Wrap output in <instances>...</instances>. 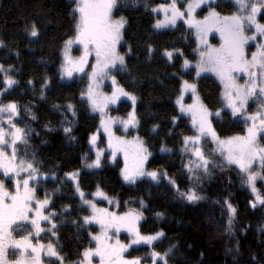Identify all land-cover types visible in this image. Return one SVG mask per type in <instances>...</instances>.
Instances as JSON below:
<instances>
[{"label": "trees", "instance_id": "16d2710c", "mask_svg": "<svg viewBox=\"0 0 264 264\" xmlns=\"http://www.w3.org/2000/svg\"><path fill=\"white\" fill-rule=\"evenodd\" d=\"M161 2L164 0H138L133 6L131 0L127 5L124 0H119L120 10H114L113 14L128 21L120 48L126 54L125 61L131 75L127 72L114 73L122 88L137 97L135 112L139 124L136 131L152 153L146 170L166 171L181 190H186L190 182L182 164L187 163L189 157L183 155L180 148L182 138L193 135L194 131L189 118L180 114L175 104L182 80L196 82L200 98L210 111L222 110L220 117H211L212 125L220 136L242 134L245 123L224 107L222 87L214 76L201 74L196 77L193 66L181 70L184 59L191 64L198 61L196 34L182 21L177 22L174 28L154 29L156 14L151 9ZM214 4L216 7L223 4L221 12L225 13L233 7L230 1L218 0ZM74 7V0H0V40L6 45L0 47V64L5 68L12 65L17 71L11 75L20 81V85L1 100H15L21 106L23 118L18 124L33 130L29 136L27 156L24 155V145H20L18 150L24 159H31L35 153L40 174L45 176L38 177L36 181L37 195L43 199L46 194L51 197L45 212L55 214L44 223V231L40 235L30 237L33 240L38 238L42 244H56L65 257V264H74L82 258L80 254L86 248L95 246L92 237L99 233L98 227L91 223L78 230L72 223L75 220L82 224V217L90 215V210L86 207L82 209L79 197L74 196L71 182L60 184L51 178L53 173L63 178L64 173L80 170V187L86 193V199L99 185L107 197L117 200L119 213L131 208L143 213L144 218L138 226L141 234H154L161 230L166 234V238L152 245L133 246L128 250V257L144 258L153 250L163 253L176 245L169 255V264H264V206L251 207L249 201L254 199L253 194L241 185L235 166L213 169V176L203 181L202 194L207 199L197 205L178 199L177 193L164 178L159 185L146 177L136 184L125 183L120 175V156L114 162L110 161L108 151L104 153L101 169L85 167L86 161L82 159L85 154L95 158L89 146V137L99 129L100 117L87 103L81 102V92L88 85L86 74L66 82L58 71L64 41L74 34ZM262 17L261 13V20ZM32 23L39 30L38 37H30L24 30L26 24L30 28ZM129 47L131 53H128ZM174 50L183 55L174 54L169 60L165 52ZM44 77H48L51 84L45 90V99H40ZM30 79L35 90L27 86ZM2 81L3 74H0V90L4 88ZM68 104L75 106V117L66 111ZM25 105L31 109V114L24 111ZM54 105H59V110ZM130 109L129 102L119 101L111 112L126 115ZM33 114L35 120L32 119ZM173 117H178L175 124L172 123ZM65 119L71 121V125L63 123ZM157 125L159 127L153 132ZM67 126L72 127L71 135L76 137L74 141L69 140L63 131ZM261 142L264 145V137ZM99 145L105 146L102 135ZM162 145L172 151L161 152ZM215 159L221 162L219 157ZM57 188L59 191H56ZM257 188L264 194V182L258 180ZM225 197L238 209L235 236H229L225 231ZM141 200L146 207L141 208ZM216 200H220L221 204L213 203ZM99 202L104 203L102 200ZM66 206L68 211H65ZM157 213H163V216L158 217ZM53 223L57 225L56 235L50 230ZM19 227L15 228L14 235H25ZM45 262L52 264L49 257Z\"/></svg>", "mask_w": 264, "mask_h": 264}, {"label": "snow or ice", "instance_id": "6c2138e0", "mask_svg": "<svg viewBox=\"0 0 264 264\" xmlns=\"http://www.w3.org/2000/svg\"><path fill=\"white\" fill-rule=\"evenodd\" d=\"M124 2L127 5L128 0H124ZM74 3L75 7L72 9L75 21L74 35L64 41L58 71L62 80H71L74 74L78 73L87 75L88 85L86 90L81 92V102L87 103L93 112H99L102 116L106 115L107 107L110 104H115L121 97H128L132 101L133 111L128 114L126 120L117 121L112 118L101 120L103 130L107 134L108 149L111 150L112 161H115L117 154L123 153L124 167L120 170L122 180L128 184H136L137 181L146 177L159 185L161 178H164L175 190L178 199L189 205H197L207 199L202 194V186L205 178L213 176V169L223 170L225 165L229 168L235 166L240 174L241 185L249 189L254 196V199L249 201L251 207L264 206V194L256 186L258 180L264 182V146L260 143V138L264 137V43L257 46V51L251 54L250 59L245 51V46L250 40H256L257 34L264 36V24L257 20V16L264 9V0H231L236 11L227 16H222L216 11V8L209 4L210 11L203 20H195L193 14L201 5L208 3V0H188L183 11L177 6V0H170L169 3L160 4L151 9L153 13L163 12L164 14L163 19L156 20L153 25L154 29L175 26L179 19L188 17L186 23L196 29L199 43L207 48L206 51L199 52V61L195 65L196 76L199 77L205 71L215 73L223 87L224 107L231 111L232 116H241L244 123L248 125L244 135L222 139L209 119L213 115L220 117L222 110L212 113L197 94L196 83L182 80L180 96L176 100V104L180 114L190 115L191 127L194 131L193 135L182 138V147L180 148L183 155L190 157L187 163L182 164L190 182L186 190H181L176 180L169 177L166 171L146 170L145 165L152 153L142 139L136 137L133 141H129L116 136L112 131V126L116 123L121 124L125 129L136 127L139 124L135 112L137 97L119 87L116 77L111 75L113 71L127 72L131 75L125 55H121L119 51L124 42V31L128 21L123 16L118 19L113 16L114 10H120L119 0H74ZM137 3L138 0H131L133 6H136ZM212 3H215V0H212ZM147 7L145 4V8ZM213 28L221 34L223 43L220 48L207 47L206 36ZM253 28L255 30L253 34L246 35V29ZM24 30L30 37L39 35L35 23H32L30 28L26 24ZM74 46L82 49L81 55L78 57L72 55ZM0 47H6L3 40H0ZM148 50L152 51L151 46ZM131 51L132 49L129 47L128 53ZM177 53L183 55L179 50L166 51L165 55L171 60ZM90 57L95 59V63L91 65V73H86ZM190 64L188 59H184L181 70L188 69ZM16 71L12 65L5 68L0 64V74H3L4 85L3 90H0V99L4 95L11 94L14 88L20 85V81L11 75ZM237 73H243L248 77L244 85L237 82ZM106 79H110L114 86L111 95H105L99 91L100 83ZM50 84L51 80L44 77L39 92L40 99H45V90L49 88ZM27 86L35 90L31 79L27 81ZM188 92H191L193 102L185 105L183 97ZM250 99L258 102V108L255 113L249 115L246 113ZM59 107V105H54L57 110ZM24 111L31 114V109L27 105L24 106ZM66 111L70 112L73 117L76 116L74 105L68 104ZM22 119L21 106L15 100H10L7 103L0 102V169L3 170V175L6 178L10 180L15 178L14 192H10L4 181L0 180V264H9L6 256L8 246H13L21 251V257L14 264H41L40 252L45 248L52 264H65V257L61 255L56 244L34 246L29 239L32 235L31 232L19 240L13 239L12 236L13 226L19 227L24 223H30L35 233L39 235L44 231L41 221H49L51 215H55L54 213L44 215V210L49 205L51 197L46 194L43 200H37L36 189L30 186L32 182L37 181L41 174L37 167L35 153L32 154L31 159H24L21 158V153L18 150L20 145H24V155L27 156L29 136L33 131L27 125L25 127L18 126V121ZM32 119H36L34 114ZM177 119L178 117H173L172 123L175 124ZM63 123L71 125L72 122L65 119ZM158 127V125L154 126L152 131L155 132ZM63 131L69 140L76 139L71 135V126L64 127ZM206 139L215 145L211 152L205 151L203 141ZM97 140V134H92L89 137V144L96 149L95 158L91 159L87 154L82 158L86 161L85 167L89 169L103 167L104 150L97 147ZM171 151V149L161 146V152L170 153ZM215 157H219L221 162L218 163ZM256 164L259 165V171L253 170ZM51 178L60 184L65 181L71 182L74 196L79 197L82 209L86 207L90 210V215L82 217V224H78L75 220L72 221L78 230L93 222L101 227V233L92 237L96 242L95 248H86L80 254L82 258L75 261L74 264H92L94 256L100 258V264H142V258L126 259L124 253L132 245L142 243L152 245L153 242H159L166 238V234L162 230L151 235L141 234L138 224L144 218L142 212L131 210L124 215H117L106 208H98L94 199H86V193L80 187V170L64 173L63 178L53 173ZM56 191H59V188ZM91 195L94 198L108 199L99 185L96 192ZM33 201H35L34 208ZM213 203L221 204V201L216 200ZM140 204L141 208L146 207L143 200L140 201ZM223 205L227 211L225 231L229 236H235L238 209L229 201L228 197L223 199ZM68 210L66 206L65 211ZM156 215L162 217L163 213ZM56 228L57 225L53 223L50 229L53 235H56ZM121 228L126 229L133 236L129 244H121L119 240L114 243L110 242L109 230L115 229L116 232H119ZM175 248L176 245H172L163 253L153 250L150 253L153 264H157L158 260L162 264H168L169 255ZM228 251L231 252L232 249H228ZM236 251H239V242H237ZM24 253H29L31 259L26 258ZM253 258L255 259V257Z\"/></svg>", "mask_w": 264, "mask_h": 264}, {"label": "rangeland", "instance_id": "374dc122", "mask_svg": "<svg viewBox=\"0 0 264 264\" xmlns=\"http://www.w3.org/2000/svg\"><path fill=\"white\" fill-rule=\"evenodd\" d=\"M223 1H230L231 2V0H223ZM170 2V0H164V2H161V3H159V4H155L154 5V7H152V8H155V7H157L158 5H160V4H165V3H169ZM183 2V3H182ZM216 2H218V0H215V3ZM188 3V0H185V1H180V0H177V6L183 11L184 10V8H185V5ZM209 4H213L212 5V7H214V8H216V11L217 12H219L222 16H227V15H231L234 11H236V9H235V7H232V10L229 12V13H225V12H221V11H223V9H224V5L223 4H218L219 6H217L216 7V5L214 4V3H212V0H208V3H206V4H203V5H201V7L200 8H198V9H196V11H195V13L193 14L194 15V18H195V20H203L204 19V17L205 16H207L208 15V12L210 11V8H209ZM202 10H204V11H202ZM153 14H156V19H155V22H156V20L157 19H163L164 18V14H163V12H158V13H153ZM113 16H114V14H113ZM261 13L257 16V20L259 21V23H262V24H264V19L262 18V20H261ZM114 18H116V19H118L119 17H116V16H114ZM188 20V17L187 16H185V17H183V18H181V19H179L177 22H179V21H182L183 23H185V24H188V23H186V21ZM155 24V23H154ZM176 26V25H175ZM175 26H169V27H167V28H174ZM188 26H190L189 24H188ZM191 28H192V30L194 31V34H196V29L194 28V27H192V26H190ZM166 28H164V29H158V30H165ZM255 30H254V28L253 29H251V30H247L246 29V35H252L253 34V32H254ZM74 35V34H73ZM72 35V36H73ZM71 37V36H70ZM196 41H197V45H198V47H199V52L200 51H206L207 50V48L205 47V45H202V44H200L199 43V40L197 39V34H196ZM206 41H207V47H211V48H220L221 47V45H222V43H223V40H222V38H221V34H220V32L219 31H217L215 28H213L211 31H209L208 33H207V36H206ZM261 43H264V36H259L258 34H257V39L256 40H254V41H252V40H250L249 42H248V44L245 46V51H246V54L248 55V58L250 59L251 58V54L253 53V52H255V51H257V46L259 45V44H261ZM63 47V46H62ZM61 50H62V48H61ZM119 51H120V54L121 55H126L125 53H123L122 52V50H121V48H119ZM81 52H82V49L81 48H79L78 46H74L73 47V50H72V55L74 56V57H78L79 55H81ZM198 56H199V54H198ZM198 61H199V58H198ZM197 61V62H198ZM61 62V61H60ZM196 62V63H197ZM95 63V59L93 58V57H90V59H89V66H87L86 67V73H91V65L92 64H94ZM196 63H192L190 66H193V67H195V65H196ZM195 70H196V68H195ZM201 74H208V75H212V76H214L217 80H218V82L220 83V85H221V82H220V80H219V78L216 76V74L215 73H213V72H211V71H205V72H202ZM200 74V75H201ZM82 75V73H78V74H74V77H80ZM111 75H114L115 77H116V75H115V73H114V71L111 73ZM87 76V75H86ZM73 77V78H74ZM197 77V76H196ZM72 78V79H73ZM71 79V80H72ZM236 79H237V82L240 84V85H244L245 84V82H246V80L248 79V77L245 75V74H243V73H237L236 74ZM64 81H66V82H70L71 80H69V79H63ZM87 82H88V78H87ZM118 82V81H117ZM190 83H196V82H194V81H190ZM88 84V83H87ZM118 86L119 87H122L120 84H119V82H118ZM113 85H112V82H111V80L110 79H106V80H104V81H102L101 83H100V89H99V91L101 92V93H103V94H105V95H111V93H112V91H113ZM221 87H222V85H221ZM87 88V87H86ZM180 89H181V86H180ZM222 91H223V87H222ZM127 92H129V93H131L132 95H135L134 93H132V92H130V91H127ZM197 94L199 95V92H198V89H197ZM136 96V95H135ZM180 96V93H179V95L175 98V104H176V100L178 99V97ZM200 96V95H199ZM201 100L203 101V99L201 98ZM119 101H127V102H129L130 104H131V109L127 112V114L126 115H121V114H119V113H113V112H111V110L112 109H114V108H116V106H117V104L119 103ZM119 101H117L115 104H110L108 107H107V109L105 110V112H106V115H101L99 112H94V113H97V114H99V117H100V119H99V129L98 130H96V132L95 133H92V134H97L98 135V140H97V147L99 148V149H103L104 150V153H105V151H108V155L110 156L109 157V159H110V161H112V157H111V150L110 149H108V138H107V134L104 132V130H103V127H102V125H101V120L103 119V120H107V119H109V118H112V119H114V120H117V121H119V120H126L127 118H128V114L130 113V112H132L133 111V104H132V101L128 98V97H121L120 98V100ZM0 102H3L1 99H0ZM137 102V101H136ZM193 102V99H192V94H191V92H188V93H185L184 94V97H183V103L185 104V105H188V104H191ZM3 103H7V102H3ZM204 103V102H203ZM205 104V103H204ZM224 104V103H223ZM135 106H136V104H135ZM176 106H177V104H176ZM177 108H178V110H179V107L177 106ZM257 108H258V102L257 101H255V100H251L250 99V101H249V105H248V108H247V113L246 114H253V113H255L256 111H257ZM210 110V109H209ZM230 111V110H229ZM212 113H215L214 111H211ZM231 112V111H230ZM183 115H185L186 117H188L189 118V120L191 121V117H190V115H188V114H183ZM212 117V116H211ZM211 117L209 118L210 120H211V122H212V119H211ZM237 118H240L242 121H243V118L241 117V116H237ZM244 122V121H243ZM18 126L19 127H21L19 124H18ZM247 124L245 123V131L242 133V134H235V135H244L245 134V132H246V128H247ZM137 127H138V125L136 126V127H129L128 129H125L121 124H119V123H116V124H114L113 126H112V131L115 133V135L116 136H118V137H121V138H123V139H126V140H129V141H133L136 137H139L140 139H142L141 138V136L137 133V131H136V129H137ZM92 134H90V136L92 135ZM101 135L103 136V138H104V147H102V146H100L99 145V141H100V137H101ZM219 135V134H218ZM235 135H227V136H224V137H222V136H220L222 139L223 138H226V137H230V136H235ZM262 138H260V143H261V145L262 146H264L263 144H262ZM203 143H204V146H205V151L206 152H211L214 148H215V145L210 141V140H205V141H203ZM89 146L91 147V145L89 144ZM210 147H211V151H209L210 150ZM92 148V147H91ZM92 150H93V152H94V157H95V151H96V149L95 148H92ZM118 156H120V158H121V162H122V164H121V169L124 167V157H123V153H119V154H117V156H116V158L118 157ZM104 157V156H103ZM103 157H102V159H103ZM22 158H23V156H22ZM190 158V157H189ZM109 161V162H110ZM145 168H146V165H145ZM253 170L254 171H259L260 169H259V165L258 164H256V165H254V168H253ZM11 175V174H10ZM43 177H45L44 175H40L39 176V178H43ZM0 180H3L4 181V183H5V185H6V187L9 189V191L10 192H14L15 191V178H12L11 180L9 179V178H6L4 175H3V170L2 169H0ZM258 182V181H257ZM30 186L31 187H33L34 189H36V181L35 182H32L31 184H30ZM257 186V185H256ZM96 192V191H95ZM95 192H93V193H95ZM35 195H36V199L37 200H43V198H40V197H38V195H37V191H36V193H35ZM254 197V196H253ZM87 198V197H86ZM89 200H93L94 199V202L96 203V205H97V207L98 208H106V209H108L110 212H114V213H116L117 215H124V213H126V212H129V211H131V210H135V211H137V212H140V211H138L137 209H133V208H131V209H129V210H127V211H124V212H121V213H119L118 212V209H117V200L115 199V198H112V197H108V199H105V198H103V197H93V195H91L89 198H88ZM100 200H102L104 203L102 204V203H100L99 201ZM113 201L112 203H110L109 201ZM35 207V201H33V208ZM46 210V209H45ZM45 210H44V215H48L47 214V212H45ZM89 210V209H88ZM45 222H47V221H41V227L44 229V223ZM141 222V220L139 221V223ZM93 224H95L97 227H98V231H99V233H97L96 235H99L100 233H101V227H100V225L99 224H97V223H95V222H93ZM28 228V230L26 229V227ZM138 226H139V224H138ZM17 226H13V232H12V236H13V239H15V240H19V239H21V237H23V236H26V235H28V233L29 232H31L32 233V235H34V236H38L36 233H35V230L32 228V226H31V224L30 223H24V224H21L20 225V227H19V230L20 231H24L26 234L25 235H23V236H20V235H14V230H15V228H16ZM42 233V232H41ZM41 233H39V235L41 234ZM155 234V233H154ZM95 235V236H96ZM108 235H109V237H110V242H112V243H114L116 240H119L120 242H121V244H129L130 242H131V240L133 239V236L126 230V229H124V228H121L120 229V231L119 232H116V230L115 229H110L109 230V233H108ZM142 235H151V234H142ZM122 236H124L126 239H124V238H122ZM29 239L31 240V242H32V244L34 245V246H39V245H45V246H47L48 244H42L40 241H39V239L37 238V240H33V238L32 237H29ZM93 242L95 243V246H96V242L93 240ZM141 245H144L143 243L142 244H140V245H132V247L133 246H141ZM95 246L93 247V248H95ZM132 247H130L129 249H131ZM128 249V250H129ZM126 251L125 253H124V256H125V258L126 259H132L133 257H128V255H127V253L129 252V251ZM29 252H30V250H29ZM151 253V252H150ZM6 256H7V260L9 261V264H14V262L17 260V259H19L20 257H21V251L19 250V249H15L13 246H8L7 247V252H6ZM24 256L26 257V258H28V259H31V256L29 255V253H24ZM46 258H48V255H47V251H46V248H45V250H42L41 252H40V260H41V264H46V262H45V259ZM134 258H137V257H134ZM140 258V257H139ZM92 264H100V258L98 257V256H94L93 258H92ZM142 264H153V261H152V259H151V256H150V254L148 255V257H144V258H142ZM157 264H162V262L161 261H157ZM169 264V263H168Z\"/></svg>", "mask_w": 264, "mask_h": 264}, {"label": "water", "instance_id": "95a60500", "mask_svg": "<svg viewBox=\"0 0 264 264\" xmlns=\"http://www.w3.org/2000/svg\"><path fill=\"white\" fill-rule=\"evenodd\" d=\"M262 16H264V9L261 10Z\"/></svg>", "mask_w": 264, "mask_h": 264}]
</instances>
